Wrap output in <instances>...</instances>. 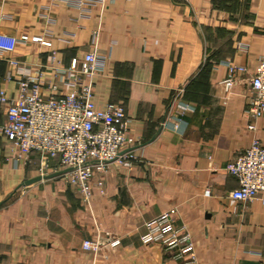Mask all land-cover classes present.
Returning <instances> with one entry per match:
<instances>
[{
    "label": "crops",
    "instance_id": "crops-1",
    "mask_svg": "<svg viewBox=\"0 0 264 264\" xmlns=\"http://www.w3.org/2000/svg\"><path fill=\"white\" fill-rule=\"evenodd\" d=\"M0 31L51 41L13 52L42 72L46 93L55 66L97 49L102 70L87 79L94 101L121 103L136 140L122 151L135 156L130 165L112 161L96 172L85 199L62 173L45 176L62 170L57 158L47 168L37 151L16 161L0 134V264H264V200L232 202L239 184L226 168L252 135L247 110L264 55V0H107L81 8L77 0H0ZM229 64L247 72L227 93ZM11 69L0 57V87L15 95ZM255 134L264 145V116ZM169 208L173 226L185 224L193 236L194 262L141 238L146 222ZM87 239H99L100 251L84 249Z\"/></svg>",
    "mask_w": 264,
    "mask_h": 264
},
{
    "label": "built area",
    "instance_id": "built-area-1",
    "mask_svg": "<svg viewBox=\"0 0 264 264\" xmlns=\"http://www.w3.org/2000/svg\"><path fill=\"white\" fill-rule=\"evenodd\" d=\"M107 0H77V5H103ZM35 41L50 46L51 41L43 35L30 36L23 33L16 37L0 31V57L7 56L12 66L7 77L18 76V91L10 95L0 87V134L9 142L16 161L27 158L32 151L42 157L43 168L57 158L64 178L77 186L85 199L92 194V178L96 172H103L112 161L130 165L133 154L122 151L135 144L129 134L131 118L121 103L109 102L97 107L94 101L92 82H87L102 70L104 56L97 49L83 57H73L67 66L54 67V79L49 91L44 92L42 72L32 73L13 52L20 43ZM230 73L223 84L228 93L240 73L247 72L243 65L229 64ZM253 92L248 115L252 133L246 148L226 168L238 180V187L231 192V201L264 200V145L256 136L257 120L264 116V55L250 78ZM186 108L187 106H183ZM95 185L103 186V180ZM208 193V191H207ZM174 209L169 208L146 222V231L141 235L144 242H160L166 250L174 252L176 259L194 262V239L185 224L174 225ZM173 226V227H172ZM119 239L108 243L115 246ZM86 250L99 252L101 241L87 239Z\"/></svg>",
    "mask_w": 264,
    "mask_h": 264
},
{
    "label": "water",
    "instance_id": "water-1",
    "mask_svg": "<svg viewBox=\"0 0 264 264\" xmlns=\"http://www.w3.org/2000/svg\"><path fill=\"white\" fill-rule=\"evenodd\" d=\"M67 170H69V169H64V170H61L59 172H55V173H52V174H49V175H45V176H53V175H56V174H61V173L66 172ZM41 177L42 176H37V177H35V178L31 179V180H28L27 183H31V182H33V181H35V180H37V179H39Z\"/></svg>",
    "mask_w": 264,
    "mask_h": 264
}]
</instances>
